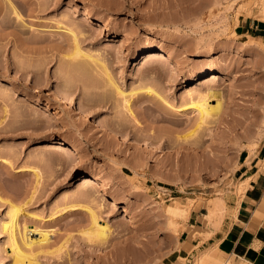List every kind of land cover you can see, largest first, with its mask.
I'll return each instance as SVG.
<instances>
[{
	"label": "rangeland",
	"instance_id": "1",
	"mask_svg": "<svg viewBox=\"0 0 264 264\" xmlns=\"http://www.w3.org/2000/svg\"><path fill=\"white\" fill-rule=\"evenodd\" d=\"M261 1L0 0V264L14 260L10 203L15 243L39 264H232L179 241L192 210L239 195L242 164L264 154ZM157 45L179 64L141 59ZM176 200L191 208L171 217ZM89 209L104 244L87 239Z\"/></svg>",
	"mask_w": 264,
	"mask_h": 264
},
{
	"label": "crops",
	"instance_id": "2",
	"mask_svg": "<svg viewBox=\"0 0 264 264\" xmlns=\"http://www.w3.org/2000/svg\"><path fill=\"white\" fill-rule=\"evenodd\" d=\"M252 26L243 24L246 31ZM242 165L245 187L239 195L225 196L211 213L204 203L192 210L189 226L195 232L179 241L186 257L210 248L211 256L232 264H264V154Z\"/></svg>",
	"mask_w": 264,
	"mask_h": 264
},
{
	"label": "bare ground",
	"instance_id": "3",
	"mask_svg": "<svg viewBox=\"0 0 264 264\" xmlns=\"http://www.w3.org/2000/svg\"><path fill=\"white\" fill-rule=\"evenodd\" d=\"M261 2L264 3V0H262ZM262 6H264V5H262ZM246 9H247V5H241V7H239V9H238V12L240 14L244 15ZM164 56H167V57L173 59L175 61V66L179 64L178 61L175 59V56H174L173 51L169 47L163 46V45H157L154 48H151L149 50H146L144 53H142L141 59H143L145 62H147V61L150 62L151 60H154V59L156 60L159 57H163L164 58ZM228 74H229L228 70L222 69L219 72L211 71L210 73L206 74V76H201V77H203V78L205 77L204 80H202V81H214V80H217L219 78H222L223 76H226ZM197 79H200V78L194 77V78H191L189 81H193V80H197ZM33 83H34V86L36 88H40V89L42 88V85L39 82L34 81ZM51 93H53L56 97L62 99L67 105H69V106L70 105H74L75 108H76V110H75L76 117H78L79 119H84L83 121L87 120V121H89L91 123H93V122L96 123L97 122V121L95 122V120H90V118L87 116L86 109L84 108V106L82 104H80L78 102L77 103L76 102H72V100L66 98L64 96V94H59L58 92H55L54 90H52ZM101 124H103V123H99L98 122V125H100V127H103ZM115 133L118 134V135H121L122 136V139H125L122 134H119V132H115ZM58 141L59 142H57V143L60 146L61 145L64 146L67 143L66 140H64V139H58ZM142 142L144 144L146 143L148 146L151 147V149H154L156 151L157 148L150 141H146L145 139H143ZM73 155H74V157L81 156L80 153H79V151H77L75 149H74ZM88 177H91V175L84 173L83 174V177H82L83 178V181H88V179H89ZM186 198H187L186 200L191 199L190 197H186ZM218 200H217V202L213 203V207H216V206H219V207L221 206L222 207L224 205V204L223 205L221 204V202H223L222 201V198H218ZM190 202H191V200L190 201H187V202L185 201V203H181V202H179V201L176 200V201L170 203V205L168 204L167 207H166V209L170 213L171 217H172V215L174 217V213H173V211H171V209H174L175 211H178L181 214H185L191 208V203ZM213 207L211 206L210 210H208L209 213H211L210 211L213 210ZM73 208L74 207L71 208V206H69V209H67V210H71ZM214 210H215V208H214ZM21 213H22V210L20 208H18L15 204L10 203V217H9V220L7 222H3L2 225H1V230L3 232H6L7 233V240L9 242L8 244H10L11 252L14 255V257H13L14 260H13L12 263L13 264H17L16 262L19 260V257H20V259H22V260L24 259V262L23 263L21 262L22 264H39L37 262V260H35L33 258V257H35V255L31 259H28V256H31L32 254L26 256L27 253L22 252L18 248V246L16 245V243H15L13 230H14V225H15L16 218ZM89 214H90V225H89V227L86 230V234L88 236L87 239H89V241L90 240L91 241L94 240V242L97 241L98 243L104 244V240L109 235L110 229H109V227L107 225H101V224H99L98 221H97V216L90 209H89ZM169 220L172 223L174 221L173 219H169ZM173 225L176 226V224H174V223H173ZM174 226H173V228H174ZM31 232L26 237V240L29 243H32V242H35V241H39V240H41L43 238H47L48 237V234L47 233L40 231L39 237L37 239H34L32 237V233ZM199 241H200V239H199ZM225 264H230V263H227L226 262Z\"/></svg>",
	"mask_w": 264,
	"mask_h": 264
}]
</instances>
